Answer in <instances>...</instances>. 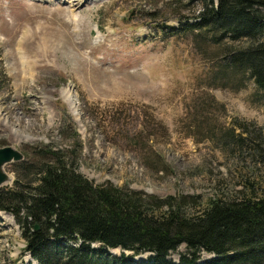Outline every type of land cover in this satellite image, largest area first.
I'll return each instance as SVG.
<instances>
[{
	"label": "rangeland",
	"instance_id": "obj_1",
	"mask_svg": "<svg viewBox=\"0 0 264 264\" xmlns=\"http://www.w3.org/2000/svg\"><path fill=\"white\" fill-rule=\"evenodd\" d=\"M201 6L0 0V146L62 147L79 154V171L94 183L198 195L190 212L211 196L236 194L249 179L264 188V164L246 171L250 159L241 161L238 147L223 151L217 139L236 116L264 126L254 78L228 79L234 72L222 63L226 46L247 41L196 37L184 18L192 22ZM21 161L7 164L12 176ZM26 243L23 227L0 210V264H38ZM115 248V255L124 251ZM186 250L182 242L168 257L178 261ZM125 252L136 264L152 254ZM200 255L202 262L215 254Z\"/></svg>",
	"mask_w": 264,
	"mask_h": 264
},
{
	"label": "trees",
	"instance_id": "obj_2",
	"mask_svg": "<svg viewBox=\"0 0 264 264\" xmlns=\"http://www.w3.org/2000/svg\"><path fill=\"white\" fill-rule=\"evenodd\" d=\"M201 1L194 20L184 18L185 28L198 38L208 33L218 44L227 38L246 40L225 47L222 63L234 72V78L228 73L226 78L247 73L257 85L255 97L264 100V0ZM217 139L223 151L238 147L239 159H250L246 171L264 164V126L256 120L236 116ZM78 155L48 143L33 148L19 162L14 184L0 188V209L15 214L26 248L40 264H136L124 251L115 255L107 249L116 246L153 252L139 264H264V195L257 192L264 188L259 181L249 179L234 195L211 196L200 212H190L198 195L160 197L94 183L79 171ZM182 242L187 250L178 261L169 259ZM201 249L215 255L200 262Z\"/></svg>",
	"mask_w": 264,
	"mask_h": 264
},
{
	"label": "water",
	"instance_id": "obj_3",
	"mask_svg": "<svg viewBox=\"0 0 264 264\" xmlns=\"http://www.w3.org/2000/svg\"><path fill=\"white\" fill-rule=\"evenodd\" d=\"M23 158L24 153L19 148L10 144L0 146V186L12 179V175L6 169V164ZM39 227V224L36 223L35 228Z\"/></svg>",
	"mask_w": 264,
	"mask_h": 264
}]
</instances>
